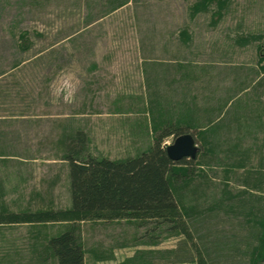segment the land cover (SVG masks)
I'll return each mask as SVG.
<instances>
[{"label": "rangeland", "instance_id": "1", "mask_svg": "<svg viewBox=\"0 0 264 264\" xmlns=\"http://www.w3.org/2000/svg\"><path fill=\"white\" fill-rule=\"evenodd\" d=\"M197 1L0 0L6 213L69 208L63 131L81 130L89 154L119 159L172 122L194 135L201 163L188 164L169 221L88 212L8 222L2 213L0 264H56L48 237L72 223L85 264L247 262L258 213L264 219V210L249 213L254 197L240 193L249 173H264V0H228L219 16L215 3L192 15ZM245 36L255 40L239 44Z\"/></svg>", "mask_w": 264, "mask_h": 264}, {"label": "trees", "instance_id": "2", "mask_svg": "<svg viewBox=\"0 0 264 264\" xmlns=\"http://www.w3.org/2000/svg\"><path fill=\"white\" fill-rule=\"evenodd\" d=\"M227 1L198 0L192 6V15L207 10L210 3H215L217 6L215 14L219 16ZM180 33L186 42L189 39L188 32L181 30ZM252 40H255L254 36H245L244 40L240 37L238 43L245 45ZM260 59L264 61V52L260 54ZM260 66L264 72V65ZM156 131L152 143L146 149L119 159L91 155L87 152L86 136L83 131L76 130L70 133L63 131L58 143L62 146L60 158L66 161L68 166L69 208L6 213L7 210L2 204L0 222L4 217L8 222H45L59 220L66 214L88 212H108L111 216L133 213L148 218H160L161 221L175 218L180 206L176 196L178 183L191 177L193 168L188 164L197 162L198 159L196 156L195 159L182 158L173 161L166 153L164 139L188 132L184 126L165 122ZM197 164L201 163L198 161ZM246 178L243 183L245 188L240 193H249L252 198L254 197V202L251 200L248 209L251 215L256 216L254 210H264L259 194L264 182V173L251 172ZM263 189L264 187L262 191ZM2 213L5 214L4 217ZM260 214L261 212L258 213L259 220L254 222L257 228L253 235L257 244L251 246L245 264H264V219ZM46 249L56 258V264H85L81 231L75 223L50 236ZM176 257H178L176 261L182 260L179 256ZM147 261L150 260L143 259L141 262Z\"/></svg>", "mask_w": 264, "mask_h": 264}, {"label": "water", "instance_id": "3", "mask_svg": "<svg viewBox=\"0 0 264 264\" xmlns=\"http://www.w3.org/2000/svg\"><path fill=\"white\" fill-rule=\"evenodd\" d=\"M165 150L171 160L178 161L182 158H196L199 146L191 132H184L174 137L171 143L166 144Z\"/></svg>", "mask_w": 264, "mask_h": 264}, {"label": "crops", "instance_id": "4", "mask_svg": "<svg viewBox=\"0 0 264 264\" xmlns=\"http://www.w3.org/2000/svg\"><path fill=\"white\" fill-rule=\"evenodd\" d=\"M147 73H148V71L146 70V68H145V71L143 70V74H144V84H148V78H147ZM168 72L166 73V74H164V76H168ZM171 74V73H170ZM172 77V74L171 75H169V77ZM176 79H178V78H176ZM150 80V79H149ZM61 232V231H60ZM59 233V232H58ZM58 233H56V234H58ZM56 234H53V235H56ZM50 236H52V235H49V237ZM48 237V238H49Z\"/></svg>", "mask_w": 264, "mask_h": 264}]
</instances>
